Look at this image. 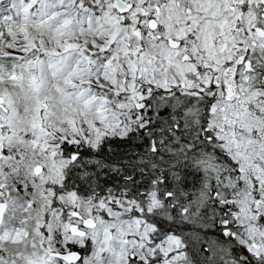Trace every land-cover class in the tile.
<instances>
[{"label":"snow or ice","instance_id":"obj_1","mask_svg":"<svg viewBox=\"0 0 264 264\" xmlns=\"http://www.w3.org/2000/svg\"><path fill=\"white\" fill-rule=\"evenodd\" d=\"M0 264H264V0H0Z\"/></svg>","mask_w":264,"mask_h":264}]
</instances>
